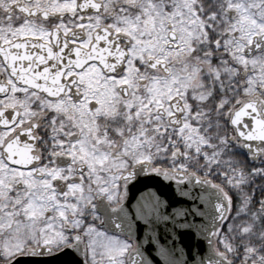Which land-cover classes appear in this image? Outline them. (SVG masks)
<instances>
[{"label":"snow or ice","instance_id":"6c2138e0","mask_svg":"<svg viewBox=\"0 0 264 264\" xmlns=\"http://www.w3.org/2000/svg\"><path fill=\"white\" fill-rule=\"evenodd\" d=\"M0 264H264V0H0Z\"/></svg>","mask_w":264,"mask_h":264}]
</instances>
